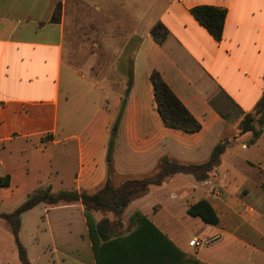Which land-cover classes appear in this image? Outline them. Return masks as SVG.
<instances>
[{
  "label": "crops",
  "instance_id": "0c3cea01",
  "mask_svg": "<svg viewBox=\"0 0 264 264\" xmlns=\"http://www.w3.org/2000/svg\"><path fill=\"white\" fill-rule=\"evenodd\" d=\"M199 4L226 8L219 41L191 15ZM158 22L161 40L151 31ZM153 70L198 131L163 123ZM263 85L264 0H0V177L9 178L0 185V211L47 186L100 191L111 131L118 178L110 185L129 194L116 208L37 204L44 259L25 248L26 262L181 264L182 253L206 264H264V122L255 124L254 142L252 131L239 130ZM220 141L226 145L206 177H157L162 158L204 163ZM201 199L214 209L215 225L187 213ZM2 228L12 233L4 219ZM215 234L221 238L211 245L188 244ZM12 239L6 250L0 244V264H24Z\"/></svg>",
  "mask_w": 264,
  "mask_h": 264
},
{
  "label": "trees",
  "instance_id": "16d2710c",
  "mask_svg": "<svg viewBox=\"0 0 264 264\" xmlns=\"http://www.w3.org/2000/svg\"><path fill=\"white\" fill-rule=\"evenodd\" d=\"M193 18L198 21L207 31L208 33L216 40L219 41L222 36V29L224 20L226 17V8L221 6H214L208 4H199L194 5L189 9ZM60 13V8L54 12L53 18L55 19ZM152 34L157 40H161L164 37V33L166 32L164 26L158 22L156 23L152 29ZM163 32L162 34L160 32ZM150 81L153 87L154 101L156 105V109L163 121V123L171 128L180 129L184 132H195L201 128L200 123L192 116V114L184 107V105L179 101V99L174 95V93L170 90V88L163 81L160 74L153 70L150 73ZM125 103V97L122 99V103L120 105L118 118L121 114ZM264 122V85L263 92L260 99L257 101L251 112H247L243 115V118L239 124L240 132L244 131H252L253 137L250 142H254L255 139L259 135V131L255 129V124H262ZM115 131H111L110 138L108 141V150H107V162H106V170H107V178L106 183L103 188L97 193L90 194L85 191L76 192L74 190H61L58 192H52L50 187L47 186L45 188H39L29 193L26 199L18 205L11 212H3L0 211V218L7 221L10 225L11 232L13 234L16 248L19 252V256L21 261L24 264H28L26 262V254L18 241V231L20 226V214L33 206L43 202L45 204L54 205L60 202H72L76 200H81L86 210L89 209L88 203L91 202L94 205H106L107 202L112 204V208L123 207L126 201L124 200L128 197L129 194L120 192L118 194L117 188H114L110 185V181L113 178H118L116 173H114L112 167V150L114 147L115 141ZM226 142H218L213 150L210 153L208 160L204 163L200 164H191V163H179L175 160L168 159L166 157L162 158L160 163L158 164V175L157 177H161V174H172L178 172L184 173H192L197 178L202 179L206 177L205 173L207 170L211 168V165L217 162L219 155L221 154ZM156 177V179H157ZM149 180H144L147 183ZM157 181V180H156ZM9 178L8 176L0 177V185H8ZM264 187V185H263ZM120 196V197H118ZM187 213L193 217H199L202 221L209 225H215L217 223V215L210 205V203L201 199L191 205H189L187 209ZM156 234L170 244V241L160 233L156 228ZM102 239H108L110 235L100 234ZM130 234L125 235V237H120L119 240L121 242H129ZM115 239L112 238V241ZM123 240V241H122ZM95 238L92 236V244L93 249L95 250ZM181 256V264H206L204 262L199 261L198 259L190 256L188 254H182ZM184 261V263H183Z\"/></svg>",
  "mask_w": 264,
  "mask_h": 264
},
{
  "label": "rangeland",
  "instance_id": "374dc122",
  "mask_svg": "<svg viewBox=\"0 0 264 264\" xmlns=\"http://www.w3.org/2000/svg\"><path fill=\"white\" fill-rule=\"evenodd\" d=\"M38 214H39V206L36 207V205L20 214L18 241L23 247L25 254H26L25 248H27V252L29 256H32L34 259H37L38 261L42 262L44 258H42L41 256L42 255L41 246L46 244L47 238L43 231H38V229H40L38 227V225H40V219H39ZM5 222L10 227L9 223L7 221ZM36 237L38 238L37 240L38 243H35L37 241H34V238ZM12 238H13L12 233H9L6 228L1 229L0 244L5 250L10 244V242L13 240ZM14 254L21 261L17 248L14 249ZM26 260H27V257H26Z\"/></svg>",
  "mask_w": 264,
  "mask_h": 264
},
{
  "label": "built area",
  "instance_id": "2783aa9c",
  "mask_svg": "<svg viewBox=\"0 0 264 264\" xmlns=\"http://www.w3.org/2000/svg\"><path fill=\"white\" fill-rule=\"evenodd\" d=\"M220 234H215L213 236H210V237H204V238H201L200 240H198L197 238H192L188 241V244L190 246H208V245H211L213 244L214 242H217L220 240Z\"/></svg>",
  "mask_w": 264,
  "mask_h": 264
}]
</instances>
